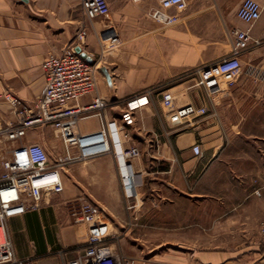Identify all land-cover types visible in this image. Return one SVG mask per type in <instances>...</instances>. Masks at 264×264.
<instances>
[{"label": "crops", "instance_id": "1", "mask_svg": "<svg viewBox=\"0 0 264 264\" xmlns=\"http://www.w3.org/2000/svg\"><path fill=\"white\" fill-rule=\"evenodd\" d=\"M186 1L183 12L167 11L178 21L166 26L150 16L158 0H107L103 27L87 18L82 0H0V120H13L5 95L26 104L42 96V63L75 45L85 30L80 47L99 70L95 93L79 106L100 96L106 107L101 117L82 112L74 131L96 136L104 124L120 141L110 153L61 165L62 188L44 192L36 211L7 220L17 259L69 264L83 258L89 226L75 223V214L86 201L100 209L97 220L108 226L104 244L124 264H264V156L239 154L259 150V143L264 148V135L239 142L246 118L264 110V13L249 27L236 16L243 0ZM249 28L259 44L241 53L231 92L213 97L193 87L196 70L230 55V32ZM164 92L174 108L191 104L206 115L171 124ZM128 110L131 126L122 120ZM38 129L26 140L44 146L55 165L64 157L63 143L52 129ZM131 147L140 156L125 161L135 190L127 197L125 163L117 154ZM9 148L8 142L4 153Z\"/></svg>", "mask_w": 264, "mask_h": 264}, {"label": "built area", "instance_id": "2", "mask_svg": "<svg viewBox=\"0 0 264 264\" xmlns=\"http://www.w3.org/2000/svg\"><path fill=\"white\" fill-rule=\"evenodd\" d=\"M158 2L160 8L154 10L150 16L166 26H172L178 21L176 15L167 13L168 10L173 8L176 12H183L187 6L186 0ZM82 8L89 19L106 17L110 12L107 0H82ZM263 13L264 2L243 0L236 16L238 20L251 27ZM249 32L250 28L244 31L232 30L230 55L195 71L196 84L205 89L209 96H219L234 87L241 74V53L248 49L250 43L259 44L250 37ZM85 36V31L79 32L75 45L67 47L60 54H51L44 60L42 63L45 77L44 92L32 104H26L10 94L4 96L15 120L0 129L1 136H5L6 141L10 143V148L0 161V264H33L28 260L17 259L7 229V220L24 215L28 211H36L44 192L58 191L62 188L59 173L61 165L107 154L114 146H120L118 133L116 131L112 133L104 124L102 131L96 136L80 137L74 131L78 121L85 117L81 116L82 112H95V115L101 117V111L106 107V102L100 96H95L86 108L79 106L82 98L95 93L99 70L94 62L88 63L75 51L76 46L80 47L83 44ZM139 103L140 99L130 102L134 106ZM162 105L167 110L169 122L173 125L203 117L207 113L206 108L191 104L174 108L173 97L169 92L162 94ZM131 110L122 115L125 126L133 124ZM40 127L52 129L63 143L64 157L58 159L55 165L50 164L44 146L26 140L30 130ZM193 152L199 155L200 147L195 145ZM117 155L125 163L127 159L139 157L140 152L135 147L120 148ZM121 182L124 194L133 197L134 177L128 171L126 163L121 171ZM99 215L100 209L96 205L86 201L80 205L78 213L75 214V223L89 226L88 243L83 258L69 264H124L104 244L108 226L97 220Z\"/></svg>", "mask_w": 264, "mask_h": 264}, {"label": "rangeland", "instance_id": "3", "mask_svg": "<svg viewBox=\"0 0 264 264\" xmlns=\"http://www.w3.org/2000/svg\"><path fill=\"white\" fill-rule=\"evenodd\" d=\"M90 20H97V22H98V24H100V26L103 25V27H105V17H97V18L90 19ZM82 31H85V30H82ZM230 37H231V35H230ZM231 39H232V37H231ZM196 83H197V79L195 80V83H194V86L193 87H195V88H202V87L198 86ZM231 90L232 89H230L228 92H225V93H223L221 95H225V94L231 92ZM161 103H162V100H161ZM263 106H264V104H263ZM162 107H163V105H162ZM251 113L252 114H258L259 113V114H262V115L257 116V117H254V115L251 114V117L246 118V121H245V123H246V130L244 132L243 138L241 140H239L240 143L241 142L243 143V140H247L246 142H250L251 140H254L252 138L253 135H257V136L258 135H261V136L264 135V116H263L264 110H262L260 108L257 109V110L254 109ZM167 117H168V115H167ZM199 118H201V117H199ZM12 119H13L12 122H9L7 124H11V123L14 122L15 118H14L13 115H12ZM195 119H198V118H195ZM195 119H192L190 121L192 122ZM190 121H187L185 123H188ZM182 124H184V123H182ZM182 124H178V125H182ZM4 127H5V124L3 123V121L0 120V129H3ZM37 129L38 128L33 129V130H30L29 133H28V137L27 138H29V136H33L34 133L38 132V131H36ZM1 135L2 134H0V158H2V157L5 156L6 153H4V152L8 148V142L6 141L5 136H1ZM29 139H31V137ZM259 145H260V148H258L259 150H257V149L255 150V148L254 149L253 148H248V149H246V151L244 150V154L239 153V152L238 153L240 155H248V156H250V155H255V152H258V155L259 156H264V148H263V145H262V143H259ZM261 233H262V236H264V228L261 229ZM195 247H199V248H209L210 247V248H212L213 246H195Z\"/></svg>", "mask_w": 264, "mask_h": 264}, {"label": "water", "instance_id": "4", "mask_svg": "<svg viewBox=\"0 0 264 264\" xmlns=\"http://www.w3.org/2000/svg\"><path fill=\"white\" fill-rule=\"evenodd\" d=\"M75 51L80 55V57L82 59H84L88 63H92L93 62L92 58L90 56H88L85 52H83L80 47H76Z\"/></svg>", "mask_w": 264, "mask_h": 264}]
</instances>
